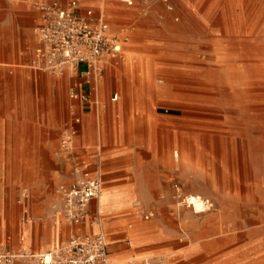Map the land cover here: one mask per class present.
Here are the masks:
<instances>
[{
	"label": "rangeland",
	"instance_id": "374dc122",
	"mask_svg": "<svg viewBox=\"0 0 264 264\" xmlns=\"http://www.w3.org/2000/svg\"><path fill=\"white\" fill-rule=\"evenodd\" d=\"M47 1L53 0H35L32 6L40 11ZM171 2L170 11L161 0L149 5L138 0L134 7L120 0H82L125 38L120 66L106 76L103 90L87 96L96 148L124 153L110 164L126 171L112 177L140 183L126 212L128 228L146 213H154L147 222L163 214L169 223L174 214L179 232L174 250L198 246L187 260L165 254L144 258L166 264H264V0ZM44 74L64 89L52 88L58 106L46 133H37L33 142L32 129L21 130L26 154L0 156V250H21L24 228L35 222L39 230L67 229L53 218L57 188L71 168L60 152L61 139L80 117L82 94L73 98L67 80ZM115 92L120 97L114 103ZM191 194L213 200L216 210L197 213L187 207L182 201ZM41 195L51 198L50 215L32 212V199ZM29 239L28 251L43 253Z\"/></svg>",
	"mask_w": 264,
	"mask_h": 264
},
{
	"label": "crops",
	"instance_id": "0c3cea01",
	"mask_svg": "<svg viewBox=\"0 0 264 264\" xmlns=\"http://www.w3.org/2000/svg\"><path fill=\"white\" fill-rule=\"evenodd\" d=\"M60 1L66 3L64 0ZM34 2L35 0H0V156L26 154L24 151L21 152L23 150L19 142L21 130L32 129L33 142L38 139L37 133H46L53 120V109L58 106L50 97L52 88L64 89L57 84L51 85L53 77L42 71L38 73L31 64L36 58V48L39 44L37 31L42 24L41 10L32 6ZM82 8L95 7L82 5ZM111 32L118 35L112 31V25ZM121 54L106 57L102 61L104 78L98 87L94 83H88L83 76L73 73L57 78L67 80L71 89H75L79 95L91 98L93 92L103 90L106 76L120 66ZM31 74L35 76L34 83H31ZM37 78H44L47 82L39 83ZM190 90V100L195 103L197 98L195 88ZM34 91L42 92L43 95L41 97L35 95ZM119 97L120 94L115 92L112 102H117ZM189 107L195 110L196 105L190 104ZM80 118L74 152L81 157H93L98 151L102 155L104 191L101 199L91 204L90 211L93 216L100 213L103 226L96 223L66 224L67 229L56 231L47 226H42L39 230L40 226L35 222L31 229L28 226L24 228L27 248L30 246L29 237L31 246L34 243L44 253L67 243L76 235L99 233L103 230L108 239L112 264H139L144 257L155 254H165L173 260L189 259L193 252L198 250V246L174 250L178 246L179 237L174 214L168 216L170 223L162 214L154 221L147 222L148 220L143 217L145 220L142 218L143 221H137L134 226L129 228L126 226L128 220L126 212L132 206L135 189L140 183L138 179L116 180L112 177L114 173L118 175L126 171L125 166L112 167L110 164L111 161L122 158L124 153L112 149L106 151L105 155V151L96 148L97 130L91 100L81 99ZM31 155H36L35 146L31 147ZM177 157H180L178 152ZM67 164L69 165L68 162ZM66 176H69L68 169ZM50 200L47 195L33 198L32 212L50 215Z\"/></svg>",
	"mask_w": 264,
	"mask_h": 264
},
{
	"label": "built area",
	"instance_id": "2783aa9c",
	"mask_svg": "<svg viewBox=\"0 0 264 264\" xmlns=\"http://www.w3.org/2000/svg\"><path fill=\"white\" fill-rule=\"evenodd\" d=\"M134 7L138 0H120ZM149 5L156 0H141ZM168 10H173L171 0H161ZM42 24L38 28L39 44L33 67L57 77L72 71L83 76L88 83L98 87L104 78L102 61L109 56L120 55L125 38L111 32L107 17L94 8H82V0H60L45 2L41 8ZM147 14V10L144 9ZM84 65V69H81ZM72 97L79 93L72 89ZM87 100V95L81 97ZM80 117L67 125L61 139V154L70 165L69 178L57 188L59 205L54 208L53 218L59 224L80 225L96 223L103 226L100 213L92 215L91 204L99 201L104 190L103 160L98 151L93 157H81L74 152L75 139L79 133ZM197 213H210L216 210V203L204 196H187L182 201ZM199 208V209H197ZM149 220L153 213L143 215ZM35 259L34 264H112L108 239L101 230L99 233L79 234L67 243L36 255L23 248L17 253L0 250V264H17ZM139 264H166L144 258Z\"/></svg>",
	"mask_w": 264,
	"mask_h": 264
},
{
	"label": "bare ground",
	"instance_id": "6f19581e",
	"mask_svg": "<svg viewBox=\"0 0 264 264\" xmlns=\"http://www.w3.org/2000/svg\"><path fill=\"white\" fill-rule=\"evenodd\" d=\"M67 73H72V71H69V72H67ZM100 83L101 82H99V84L98 85H100ZM191 113V112H190ZM194 113V112H193ZM195 114V113H194ZM103 195V194H102ZM190 197L191 196H195L194 194H192V195H189ZM197 209H199V208H197ZM27 240H26V238L25 237H22L21 238V244H22V248L24 249V250H29L28 248H27V242H26ZM41 254H48V252H44V253H41ZM38 255V254H37ZM40 255V254H39Z\"/></svg>",
	"mask_w": 264,
	"mask_h": 264
}]
</instances>
